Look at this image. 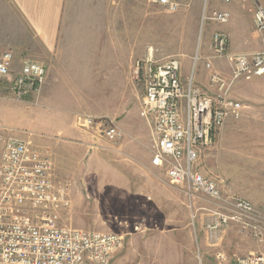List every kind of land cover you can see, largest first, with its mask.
Returning a JSON list of instances; mask_svg holds the SVG:
<instances>
[{"label":"rangeland","instance_id":"rangeland-1","mask_svg":"<svg viewBox=\"0 0 264 264\" xmlns=\"http://www.w3.org/2000/svg\"><path fill=\"white\" fill-rule=\"evenodd\" d=\"M100 1H105L107 8L113 6V0ZM261 2L264 5V0ZM250 4L254 15V5ZM121 6L120 51L118 47L101 48L98 66H111L121 59L127 70L125 82L120 85L116 78L95 83L61 80L48 73L38 94L21 99L0 95V132L31 140L53 159L55 184L67 187L71 200L69 208L59 213L62 225L125 237L113 264H214L218 250L230 256L264 253V240L253 238L236 224L225 228L218 239L217 235L211 238L207 224L214 203L197 196L194 207L189 206L184 190L172 186L166 171L151 164L150 130L140 111L144 86L137 77L138 62L150 49L158 54L157 59L166 60L169 56L163 55V47L185 42L184 36L193 32L185 21L183 38L178 39L180 34L172 31L181 20L178 11L170 12L149 0H121ZM147 20L153 23L152 32L135 29ZM215 30L216 24H205L202 31L198 22L194 35H201L204 42ZM37 49L38 58L49 68L50 55L44 48ZM215 60L226 62L220 67L212 60L217 70L228 76V61ZM198 64L199 70L202 64ZM92 65L82 64L84 68ZM192 70L185 66L180 74H186L188 80ZM233 96L242 102L243 116L228 120L215 134L213 145L202 150L196 168L223 191L264 207V75L239 80ZM80 114L115 119L122 137L107 140L93 128L78 126ZM129 118L137 125L135 130L127 124ZM239 248L248 251L240 252Z\"/></svg>","mask_w":264,"mask_h":264},{"label":"built area","instance_id":"built-area-1","mask_svg":"<svg viewBox=\"0 0 264 264\" xmlns=\"http://www.w3.org/2000/svg\"><path fill=\"white\" fill-rule=\"evenodd\" d=\"M231 3L235 0H222ZM254 5L255 33L262 49L251 54L228 51L229 35L216 31L212 56L206 60L210 71L205 87L197 85L196 65L187 82L181 80L177 56L161 61L150 49L138 62L137 77L143 82L141 116L150 130L151 164L166 171L168 182L184 190L189 206L197 196L214 203L207 224L213 238L236 224L253 238L264 240V207L223 191L196 168L201 152L213 145L215 134L228 120L243 116L242 102L233 96L242 79L264 75V5L261 0H243ZM170 12L178 11L183 0H149ZM203 22L227 24L228 11L203 13ZM226 59L230 75L214 67L213 59ZM47 79V67L30 57H19L12 49H0V95L26 98L38 94ZM80 127L93 128L107 140L123 133L115 119L80 114ZM0 264H113L125 245L117 233L72 228L60 223V212L70 206L68 188L55 184V163L31 140L0 132ZM201 264H203L201 262ZM214 264H264L263 252L230 256L218 250Z\"/></svg>","mask_w":264,"mask_h":264},{"label":"crops","instance_id":"crops-1","mask_svg":"<svg viewBox=\"0 0 264 264\" xmlns=\"http://www.w3.org/2000/svg\"><path fill=\"white\" fill-rule=\"evenodd\" d=\"M112 3L113 6L107 8L105 1L99 0H0V49H12L19 57L31 55L36 57L33 59L42 62L37 56L39 54L37 48H44L50 55L51 62L47 68V78L48 73L61 80L76 78L93 80L94 83L97 80L116 78L121 85L126 79L127 72L121 59L109 62L111 66L106 64L98 66L101 48L104 50L107 46L118 47L120 51L122 45L121 0H113ZM183 3L178 10V17L181 20L172 31L174 34H180L177 38L182 39V25L187 21L193 34L188 37L185 35L184 39L187 40L185 42L175 43L171 47L164 46L163 55L177 56L183 69L185 66L194 68V58L199 54L201 59L198 63H201L202 67L198 70L200 64L197 63L194 75L198 86L203 88L208 83L210 71L204 61L209 58L212 37L216 31H223L229 35L228 51L232 54H251L262 49L261 41L255 33L251 2L248 4L243 0H235L227 4L222 0H183ZM145 10L147 16L148 9ZM214 10L230 12L231 20L227 24H219L210 19L203 22V13L206 11L207 14H211ZM129 12L132 13V9ZM198 22H201L202 31L205 24L217 26L211 38H206L204 42L201 35L200 37L194 35ZM153 27V23L147 20L140 28L136 26L135 29L152 32ZM94 48L96 49L93 50ZM155 56L159 57L158 54ZM214 61L216 66L226 65V62L215 59ZM83 63L93 65L84 68ZM186 79L187 76L183 73L182 82H187ZM127 124L132 130L137 127L130 118ZM239 250L248 251L247 248Z\"/></svg>","mask_w":264,"mask_h":264}]
</instances>
